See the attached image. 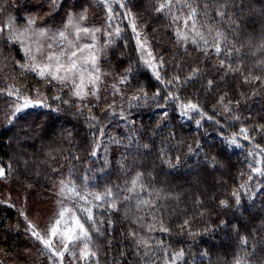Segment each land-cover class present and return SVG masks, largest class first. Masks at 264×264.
I'll list each match as a JSON object with an SVG mask.
<instances>
[{
  "label": "trees",
  "instance_id": "1",
  "mask_svg": "<svg viewBox=\"0 0 264 264\" xmlns=\"http://www.w3.org/2000/svg\"><path fill=\"white\" fill-rule=\"evenodd\" d=\"M166 2L113 5L110 25L120 34L103 69L119 84L108 106L56 99L47 86L41 88L47 107L23 108L18 98L30 97L40 84L21 72L19 48L0 40V169L18 196L38 203L65 181L81 194H116L115 209L113 198L88 196L100 231L86 225L96 255L85 264H173L180 253L174 264H235L240 257L264 264V176L252 170L264 171V0H228L225 11L235 23L221 22L212 11L209 23L229 41L220 55L212 47L206 55L203 41L177 43L182 22L173 23L167 8L156 11ZM130 19L147 36L156 68L142 61ZM205 33L212 43L215 33ZM233 45L240 52L229 58L225 52ZM249 73L261 79L246 83ZM188 104L197 108L183 107ZM137 172L140 182L129 192ZM141 200L153 206L138 209ZM132 232L149 247L137 245ZM29 250L21 214L0 205V264L27 262ZM66 256L63 264H74Z\"/></svg>",
  "mask_w": 264,
  "mask_h": 264
},
{
  "label": "snow or ice",
  "instance_id": "2",
  "mask_svg": "<svg viewBox=\"0 0 264 264\" xmlns=\"http://www.w3.org/2000/svg\"><path fill=\"white\" fill-rule=\"evenodd\" d=\"M51 2L54 7L58 5V0H51ZM102 2H105L106 7H108L109 12H111V6L107 3V0H102ZM227 3L228 0H175V3H173L172 0H167L166 3H161L156 11L162 12L167 8L169 11L166 15L171 17L173 23L182 22V26L178 24L175 32L177 43H180L181 41H190L192 44L199 46L200 41H203L206 55L208 54V47H212L215 53L220 55L224 52V46L227 45L229 41L225 33L215 27L213 23H209V21L214 19L211 14L214 10L215 17H218L221 22L235 23L231 16L225 11ZM121 7H123V4H121ZM173 9H175V11H173ZM185 9H187V11H184ZM226 16H228L227 21H225ZM108 19L111 20L112 16L110 15ZM84 20H86V15L84 14H81L75 19L70 15L64 30H59L57 32H50L44 28L31 30L32 35L27 37V39L31 41L30 44H26L25 33L17 32L11 20H9V22L4 25V29H0V31H4L5 29L9 30L11 32L9 40L21 43L22 50L26 57V63L20 65V67L24 71L34 72L41 79L46 80L49 83H51V81H56L63 87L71 85V95L79 99H84L85 96L89 95V92H86L85 88H87L88 85L95 87L100 80L97 55L92 50L95 47L94 42L97 39L96 33L101 32L100 28H88L84 26L82 23ZM34 23V19L28 20L29 25ZM69 27L74 29V32L71 34L67 32ZM109 27H111L110 24ZM132 27L133 31H135L136 28L134 23L132 24ZM29 30L30 29H26L25 31L27 32ZM205 30L208 34L215 33L212 43L206 38ZM115 34L116 36H119V28L116 29ZM137 35H139V33H137ZM88 40L93 41V43H88ZM137 44L138 47H143L139 40H137ZM233 52L239 54L240 49L233 45V51L225 52V55L231 58ZM149 55H151V53H149ZM145 63L149 62L145 61ZM220 64L223 66L224 61L221 60ZM261 66L264 67V62H261ZM228 70L241 71L240 68L233 69L231 66H229ZM154 75L158 80L160 79L158 71L154 70ZM259 79H261V77L254 76L251 73L245 76L246 83L254 82ZM211 83L212 81H209V85H211ZM16 93L18 95L19 90H16ZM90 94L95 96L97 93L96 91H90ZM8 95H13V92L9 90ZM55 98L60 99L59 96ZM133 99H136V97H133ZM36 103L41 102L37 101ZM64 103H68V101H64ZM29 106H35V104L32 100L25 98L22 107L27 108ZM42 106L47 107V104L43 103ZM22 107L17 106L15 112H20ZM183 107L188 110H195L197 108L194 104H188ZM183 114H186V112ZM92 119H94V117H92ZM241 132L245 133L246 130L242 128ZM247 138V135H245V139ZM230 143L236 144V141L233 139ZM145 147H147V145H145ZM261 151H264V149H261ZM93 155H95V153H93ZM252 170L259 175L264 176V171L261 169L253 167ZM3 175L4 170L0 169V176ZM141 175L142 174L139 172L136 173V176L131 182L132 188L127 189V191H135L137 184L140 182ZM249 179H251V177H249ZM140 187L143 188V185L141 184ZM65 193H67L68 198L73 199V208L70 209L62 205L58 214L59 218L55 220V223L49 229L50 235L53 237L59 236L63 243L62 250L51 252L52 256L60 258L61 264H63L64 253L70 252V249L78 246L80 243L83 244V248L79 253V258L81 260L90 259L96 255V253L89 248L92 237L90 235L89 227H86V225H90L91 230L96 232H99L100 228L97 226L93 209L90 207H84L79 204L78 201H84V204L90 203L88 200L89 195L93 196L96 201H105L106 198H113L111 199L110 207L113 209L116 207V201L114 199L116 194L113 193L111 189H107L103 194H81L74 184L68 186L62 182L59 194L64 196ZM129 198V196H125L124 200H128ZM238 203L239 198L237 197V204ZM221 205L227 207L225 201H221ZM152 206V202L147 200H141L137 204L138 209L141 207ZM94 207H98V205H94ZM76 208L79 209V214L74 210ZM185 224H187V221ZM28 227L29 229H34V226L31 223H29ZM149 230L151 231L154 229L152 226H149ZM160 230L167 231V229L163 227H161ZM32 235L39 240L46 249H52V241L50 239H46L41 236L39 232L34 230L32 231ZM130 235L136 240L137 245L146 248L149 247L148 242L143 238H138L135 232L130 233ZM247 243L248 241L246 239H241V244ZM70 254L73 256L76 255L75 252H70ZM144 255L148 256L149 253L146 251ZM179 255H182V253L173 258V264L174 260L178 258ZM245 255L249 254L246 253ZM235 264H247V262L240 257L237 258Z\"/></svg>",
  "mask_w": 264,
  "mask_h": 264
},
{
  "label": "rangeland",
  "instance_id": "3",
  "mask_svg": "<svg viewBox=\"0 0 264 264\" xmlns=\"http://www.w3.org/2000/svg\"><path fill=\"white\" fill-rule=\"evenodd\" d=\"M116 1L117 0H107V3L111 6V10L114 8ZM81 14L86 15V20L82 22L84 26L101 29V32L96 33L97 39L94 42L95 47L92 50L97 55L98 74L100 76L99 82L95 87L88 85L85 91L89 92V95L85 96L84 99H79L71 95V85L63 87L56 81H51V83H49L37 76L36 73L30 71L26 72L20 67L23 74L33 78L37 84H40V89L37 88L30 97H28V95H22L18 98L22 104L21 106H23L25 98L32 100L35 104V106H29V108H36V106L45 102L46 98L41 88L44 90L47 86L50 87L52 96L61 97V95H63L67 99L76 102L89 103L90 101H94L96 104L108 106L116 100L115 96H117V93L114 91L119 81H111L107 78L105 70L103 69V63L106 59L107 52L112 46L116 35V27H109L110 20L108 18L111 12H109L108 7H106L105 2H102V0H58V5L55 7L51 0H0V29H4V25L11 20L17 32L25 33L26 44H30L31 41L28 40L27 37L32 35L31 30L39 28H44L50 32L64 30L70 15L75 19ZM29 19H34L35 23L29 25ZM130 20L128 24L135 36L137 49L142 61L144 63L145 61L149 62L145 63L148 68H156L147 36L133 19ZM133 23L136 28L135 31H133ZM26 29L30 30L26 32ZM67 32L71 34L74 32V29L69 27ZM137 33H139V35H137ZM10 35L11 32L7 29L0 31V40L5 39L12 45L17 46L23 56L22 64L26 63V57L22 50L21 43L10 41ZM137 40L140 41L143 47H138ZM87 42L93 43L91 40ZM149 53H151V55H149ZM90 91H96L97 94L93 96L90 94ZM37 101L41 103H36ZM63 183L68 186L72 185L66 181ZM61 186L62 182L54 188L53 192L47 194L48 197L42 196V201L38 203L37 200L32 199L27 194L18 196L15 192L17 190L10 185V181L4 178V175L0 176V205L15 208L21 214L26 224L30 244L29 253L32 256L27 262L16 259L14 261H7V264H49L50 259L55 260L57 258V256H52L51 252L62 250L63 243L59 236H51L49 229L55 223V220L59 218L58 214L62 205L70 209L73 208V199L68 198L67 193H65L64 196L59 194ZM78 203L84 207L90 208L92 205L91 203L84 204V201H78ZM29 223L34 226V229H29ZM33 230L39 232L40 235L46 239H50L52 241V249H46L44 245L32 235ZM82 248L83 244L81 245L80 243L78 246L70 249V252H75V256L71 255L70 252H65L64 254H68L66 258L74 261V264H85L86 260H81L79 258V253Z\"/></svg>",
  "mask_w": 264,
  "mask_h": 264
}]
</instances>
